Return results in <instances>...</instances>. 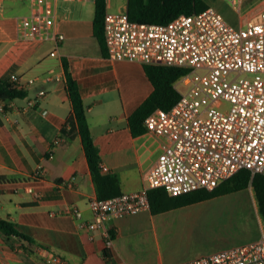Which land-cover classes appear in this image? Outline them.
<instances>
[{"label": "crops", "instance_id": "1", "mask_svg": "<svg viewBox=\"0 0 264 264\" xmlns=\"http://www.w3.org/2000/svg\"><path fill=\"white\" fill-rule=\"evenodd\" d=\"M50 1L54 32L63 34L57 42L52 37L20 40L17 23L29 12V2L0 0V78L8 79L12 72L40 77L24 97L10 102L21 106L36 96L37 89L46 91L34 108L21 112L14 106L8 111L10 119L0 113V174L13 178L0 182V215L37 242L27 249L12 247L0 231V264H49L40 247L85 264H177L195 258L176 257L167 244L175 225L172 214L192 204L175 206L168 193L154 195V205L147 209L108 218L105 224L114 232L108 247L101 229L88 225L97 219L88 198L97 193L66 92L63 60L79 84L100 165L107 168L101 171L117 175L121 192L147 183L146 171L155 163L163 140L146 128L133 133L129 126V115L153 85L143 63L103 53L93 32L95 0ZM127 1L106 0V10L126 9ZM54 50L56 54H50ZM49 73L52 79H45ZM38 166L41 172L34 176Z\"/></svg>", "mask_w": 264, "mask_h": 264}, {"label": "built area", "instance_id": "2", "mask_svg": "<svg viewBox=\"0 0 264 264\" xmlns=\"http://www.w3.org/2000/svg\"><path fill=\"white\" fill-rule=\"evenodd\" d=\"M27 1L29 12L17 23L19 39H62L63 34L54 32L51 1ZM103 36L108 54L115 59L187 68L175 81L179 92L175 103L167 109L157 107L144 118L146 130L163 140L155 163L146 171L147 183L137 190L88 198L97 218L88 225L101 229L105 247L113 239L105 221L149 208L152 188L163 187L170 195H180L213 190L241 169L252 175L264 174V9L257 20L237 26L212 6L160 23L131 19L126 9L106 10ZM39 78H23L12 72L8 79L26 90ZM45 93L39 88L36 96L21 106L9 102L8 109L0 100V113L9 119L8 111L14 106L21 112L34 108ZM41 112L46 114L47 110ZM18 122V118L12 119L13 124ZM40 172L38 167L33 175ZM40 249L49 264H85ZM177 264H264V217L258 239Z\"/></svg>", "mask_w": 264, "mask_h": 264}, {"label": "trees", "instance_id": "3", "mask_svg": "<svg viewBox=\"0 0 264 264\" xmlns=\"http://www.w3.org/2000/svg\"><path fill=\"white\" fill-rule=\"evenodd\" d=\"M203 0H128L127 12L130 18L141 22L160 23L166 22L181 13H192L207 7ZM106 11V0H95V14L93 18V32L99 41L103 53L107 49L103 36V17ZM66 78V92L72 106L73 119L76 122L81 143L89 165L92 180L96 193L99 197H109L119 194L120 182L116 174L103 173L100 166L99 150L93 140L87 118L86 108L83 103L79 84L76 78L68 69L66 59L63 60ZM144 70L153 85L151 93L135 108L129 115L128 122L133 133L141 132L145 129L144 118L157 107L167 109L171 107L179 97L176 90L175 81L187 71L186 67L177 65H166L161 63H144ZM26 91L18 89L13 82L0 78V100L5 102V108L11 100L22 98ZM12 177L0 174V182L12 181ZM251 187L257 203L258 213L264 217V174L241 169L231 175L213 190L197 189L191 192L170 195L172 204L181 206L204 200L216 194L236 191L242 188ZM167 194L163 187H155L149 191L150 206L154 205V195ZM160 203V199H158ZM0 231L7 236L12 247L19 246L25 249L37 245L31 236L17 230L13 222L0 215ZM111 235L114 232L111 230ZM106 256H109L107 249H104Z\"/></svg>", "mask_w": 264, "mask_h": 264}, {"label": "rangeland", "instance_id": "4", "mask_svg": "<svg viewBox=\"0 0 264 264\" xmlns=\"http://www.w3.org/2000/svg\"><path fill=\"white\" fill-rule=\"evenodd\" d=\"M214 7L230 24L257 20L264 9V0H203ZM43 58L46 51H42ZM251 187L216 194L189 205L172 216L175 225L167 244L176 257H196L234 247L260 237L258 219Z\"/></svg>", "mask_w": 264, "mask_h": 264}, {"label": "bare ground", "instance_id": "5", "mask_svg": "<svg viewBox=\"0 0 264 264\" xmlns=\"http://www.w3.org/2000/svg\"><path fill=\"white\" fill-rule=\"evenodd\" d=\"M207 6V5H206ZM199 11V10H198ZM132 19V18H131ZM138 21V20H137ZM103 25V24H102ZM118 60V59H117ZM144 64V63H143ZM167 65V64H166ZM181 76V75H180ZM8 81V79H7ZM10 81V80H9ZM177 90V89H176ZM7 109V108H6ZM10 119V118H9ZM11 121V120H10ZM49 153V152H48ZM49 156V155H48ZM39 167V166H38ZM35 170V169H34ZM33 171V170H32ZM235 174V173H234ZM233 174V175H234ZM32 175V174H31ZM29 177V176H28ZM32 177V176H31ZM71 177V176H70ZM70 179V178H69ZM61 180V179H60ZM64 180V179H63ZM74 180V179H73ZM75 186V185H74ZM71 188V187H70ZM153 189V188H152ZM25 190V189H24ZM209 191V190H208ZM17 192V191H16ZM121 193V192H120ZM34 194V192H33ZM36 194V193H35ZM115 195V194H114ZM102 198V197H101ZM104 198V197H103ZM89 206V205H88ZM70 207V206H69ZM68 208V207H67ZM56 212V211H55ZM65 213V212H64ZM61 214V213H60ZM94 217V216H93ZM85 220V219H84ZM90 221V220H89ZM108 224V223H107ZM102 236V235H101ZM93 239V238H92ZM104 240V239H103ZM104 242V241H103ZM38 245H41V244H38ZM45 246V245H44ZM105 248V247H104ZM36 249V248H35ZM39 249V248H38ZM109 249V248H108ZM38 253V252H37ZM46 263V262H45Z\"/></svg>", "mask_w": 264, "mask_h": 264}]
</instances>
